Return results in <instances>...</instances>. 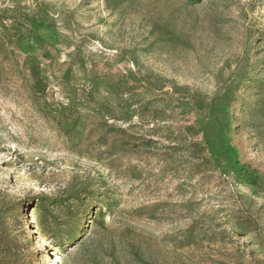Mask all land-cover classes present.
Instances as JSON below:
<instances>
[{
  "label": "rangeland",
  "instance_id": "rangeland-1",
  "mask_svg": "<svg viewBox=\"0 0 264 264\" xmlns=\"http://www.w3.org/2000/svg\"><path fill=\"white\" fill-rule=\"evenodd\" d=\"M0 8V264H264V0Z\"/></svg>",
  "mask_w": 264,
  "mask_h": 264
},
{
  "label": "trees",
  "instance_id": "trees-1",
  "mask_svg": "<svg viewBox=\"0 0 264 264\" xmlns=\"http://www.w3.org/2000/svg\"><path fill=\"white\" fill-rule=\"evenodd\" d=\"M7 11H9L8 8H0V26L2 28H5V24H4V20L2 19V15L4 13H6ZM26 17V16H25ZM16 20L14 19L13 21H11L9 24L10 25H16ZM117 83H110L107 78L105 76H98V75H93L91 76L90 80H89V86L91 87V89L93 91H100V90H105L106 92L111 90V87L116 86ZM227 150H232V148L227 145L226 146ZM79 221H81L79 219ZM80 223H76L75 225H79ZM237 227H239V229H242L243 231L247 230V227L245 225L242 224H236ZM249 232V231H247Z\"/></svg>",
  "mask_w": 264,
  "mask_h": 264
},
{
  "label": "bare ground",
  "instance_id": "bare-ground-1",
  "mask_svg": "<svg viewBox=\"0 0 264 264\" xmlns=\"http://www.w3.org/2000/svg\"><path fill=\"white\" fill-rule=\"evenodd\" d=\"M54 259L56 260V262L54 264H57V262L60 260V257L57 254H55Z\"/></svg>",
  "mask_w": 264,
  "mask_h": 264
}]
</instances>
